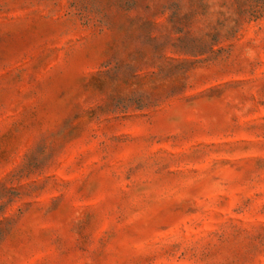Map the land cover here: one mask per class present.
Masks as SVG:
<instances>
[{
	"label": "clouds",
	"instance_id": "clouds-1",
	"mask_svg": "<svg viewBox=\"0 0 264 264\" xmlns=\"http://www.w3.org/2000/svg\"><path fill=\"white\" fill-rule=\"evenodd\" d=\"M0 264H264V0H0Z\"/></svg>",
	"mask_w": 264,
	"mask_h": 264
}]
</instances>
